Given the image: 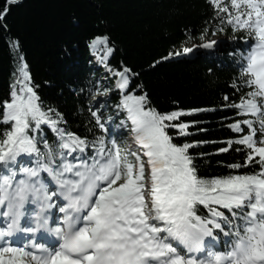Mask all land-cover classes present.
I'll list each match as a JSON object with an SVG mask.
<instances>
[{"label": "snow or ice", "instance_id": "6c2138e0", "mask_svg": "<svg viewBox=\"0 0 264 264\" xmlns=\"http://www.w3.org/2000/svg\"><path fill=\"white\" fill-rule=\"evenodd\" d=\"M4 3L0 29L8 39L4 21L18 0ZM210 3L219 25L254 39L230 84L239 99L220 106L240 117L227 125L234 136L215 151H243L242 163L226 167L253 166L255 171L200 176L196 160L205 153L190 149L207 141L174 140L191 135L197 123L181 117L209 109L161 112L147 92L130 90L139 74L109 65L115 49L108 35L94 36L90 48L94 54L103 51L98 59L116 78L121 94L116 108L125 114L119 127H128L131 144L118 142L115 134L109 138L99 107L88 109L99 135L89 139L68 130L63 113L43 106L21 52L10 98L0 101V124L5 125L0 129V264H264V0ZM209 30L206 26L200 33L205 49L217 44L206 38ZM198 47H184L161 60ZM14 48L20 49L18 40ZM109 91L104 88L103 95ZM229 99L225 93L223 100ZM44 126L55 134L52 142L41 134ZM26 159L31 166L23 163ZM54 209L60 214L56 218ZM218 232L228 238L221 250ZM21 235L27 242L18 245Z\"/></svg>", "mask_w": 264, "mask_h": 264}, {"label": "trees", "instance_id": "16d2710c", "mask_svg": "<svg viewBox=\"0 0 264 264\" xmlns=\"http://www.w3.org/2000/svg\"><path fill=\"white\" fill-rule=\"evenodd\" d=\"M229 2L222 0V5ZM4 7V0H0V9ZM4 23L10 29V36L6 39L8 34L0 29V101L10 98V85L18 75V56L22 52L43 106L63 113L68 130L89 139L93 133L99 135L100 130L94 127L88 111L99 107L110 129L109 138L115 134L118 142H127L128 127H119L125 114L116 108L121 99L120 92L113 87L116 78L98 59L103 51L94 54L90 48L94 36L108 35L115 49L109 65L114 69L127 66L139 74L133 78L130 90L135 88L137 95L147 92L151 105L161 112L176 107L209 109L181 117V121L197 123L189 129L191 135L174 140L176 143L207 141L199 148L190 149L193 154L205 153L196 160L200 176L255 171L253 166L237 170L226 167L234 162L242 163L243 151H215L225 146L226 138L234 136L227 125L240 117L220 106L239 99L230 84L239 76L241 56L247 54L254 39L246 31L234 32L226 24L219 25L210 0H20L11 6ZM206 26L210 29L207 38L224 35L226 40L210 52L196 49L192 54L161 60L170 52L182 51L188 42L202 41L200 33ZM219 27L224 30L220 31ZM16 40L20 49L14 48ZM101 74L107 79H102ZM136 85H143V89ZM104 88L110 89L108 101L98 105L96 97ZM225 93L229 101L223 100ZM213 108L216 110L212 111ZM109 116L111 121L107 120ZM4 127L0 124V129ZM174 132L169 129L170 135ZM41 134L49 142L55 139L47 126ZM90 154L89 151L85 158ZM23 162L29 166L32 163L27 159ZM200 214H204L203 209ZM217 235L220 239L216 246L221 250L228 238L219 232Z\"/></svg>", "mask_w": 264, "mask_h": 264}, {"label": "rangeland", "instance_id": "374dc122", "mask_svg": "<svg viewBox=\"0 0 264 264\" xmlns=\"http://www.w3.org/2000/svg\"><path fill=\"white\" fill-rule=\"evenodd\" d=\"M207 38V37H206ZM207 39H211V40H215V41H217V44H216V46L214 47V48H212V49H206V50H208L209 52L210 51H212L213 49H216V47H218L221 43H223L225 40H226V37L224 36V35H215V36H213V37H208ZM205 41L204 40H202V41H196V40H194V41H191V42H188V43H186L184 46H183V48L184 47H193L194 45H201V47H198V48H194V50H196V49H205V48H203L202 47V45H203V43H204ZM193 50V51H194ZM190 54H192V53H190ZM101 78L102 79H107V77H105L104 75H102L101 74ZM115 84H116V81H115V83H114V85H113V87H114V89L116 88L115 87ZM109 94V93H108ZM108 95L107 96H105V95H103V92L102 93H100L97 97H96V102H97V104L98 105H103V104H105L108 100ZM126 127V126H125ZM127 143H129V144H131V137H130V135L128 136V138H127Z\"/></svg>", "mask_w": 264, "mask_h": 264}, {"label": "water", "instance_id": "95a60500", "mask_svg": "<svg viewBox=\"0 0 264 264\" xmlns=\"http://www.w3.org/2000/svg\"><path fill=\"white\" fill-rule=\"evenodd\" d=\"M20 0H18V2H19Z\"/></svg>", "mask_w": 264, "mask_h": 264}]
</instances>
